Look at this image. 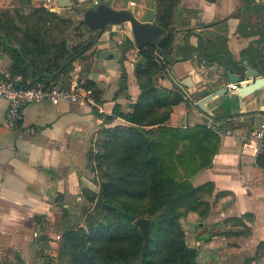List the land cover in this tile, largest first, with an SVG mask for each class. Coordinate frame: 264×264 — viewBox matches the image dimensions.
<instances>
[{"label":"crops","instance_id":"0c3cea01","mask_svg":"<svg viewBox=\"0 0 264 264\" xmlns=\"http://www.w3.org/2000/svg\"><path fill=\"white\" fill-rule=\"evenodd\" d=\"M93 2L128 9L138 22L156 25V0H90L88 5ZM83 5L0 0V25L9 34L0 33V74L22 86L83 85L101 108L97 115L91 106L74 102L33 103L22 121L11 125L0 98V264H56L61 241L56 237L83 227L98 202L101 178L93 157L104 129L123 125L113 113H130L140 95L135 67L141 57L129 23L108 24L80 56L73 54L94 35L82 25L90 35L77 37L83 31L75 10ZM163 31L171 43L167 55L158 56V63H167L153 81L172 100L164 124H213L231 131L219 136L207 128L219 144L210 165L188 180L199 189V205L180 218L185 244L198 264H264V167L258 160L264 141L248 136L263 113L264 83L253 96L243 95L253 81L232 83L225 74V67L239 72L246 60L264 75V0H178ZM9 49L22 60L14 76ZM122 73L126 88L119 91ZM231 85L236 89L230 91ZM211 94L205 107L213 115L198 106Z\"/></svg>","mask_w":264,"mask_h":264},{"label":"trees","instance_id":"16d2710c","mask_svg":"<svg viewBox=\"0 0 264 264\" xmlns=\"http://www.w3.org/2000/svg\"><path fill=\"white\" fill-rule=\"evenodd\" d=\"M156 1V25L166 30L178 0ZM46 14L56 19L55 14ZM0 33L9 37L2 25ZM170 43V35H162L157 47L139 49L141 59L135 67L139 98L130 113H113L124 124L104 129L100 151L93 157L101 177L97 203L105 209L103 219L92 225L88 215L83 227L63 234L58 247L62 264H198L195 251L185 244L180 218L198 207L199 189L188 180L210 165L219 140L206 126L164 124L172 100L155 87L153 75L167 63L165 59L164 64L158 63V56L167 55ZM91 44L77 45L73 54L80 56ZM9 52L14 76L20 73L22 60L16 50ZM125 82L122 73L119 91L126 88ZM94 113L99 115L95 109ZM258 160L264 167V155ZM139 218L150 222L144 251L143 236L134 225Z\"/></svg>","mask_w":264,"mask_h":264},{"label":"water","instance_id":"95a60500","mask_svg":"<svg viewBox=\"0 0 264 264\" xmlns=\"http://www.w3.org/2000/svg\"><path fill=\"white\" fill-rule=\"evenodd\" d=\"M90 0H58L60 7H75L81 4H86ZM81 19L78 20L79 24H83L89 31L94 32V35L89 39L88 43L97 39L105 30L108 24H122L129 23L131 26L132 39L135 47L141 49L147 45L156 46L157 40L164 34V31L157 25L146 24L138 22L132 15L130 10H115L104 3H97L81 13ZM77 20V18H75ZM19 49L18 46H16ZM72 59H69L67 65ZM242 68L236 72L232 67L226 68V79L228 82H242L244 80H252L253 83L243 87L240 93L243 95H254L255 92L262 87L264 83V75L259 67H252L246 60L242 61ZM215 94L205 97L198 103L201 110L208 113L205 103L210 101ZM246 97V96H245ZM264 113V109H263ZM213 115V113H208ZM144 240L143 251L146 249L149 241V220L139 218L134 221Z\"/></svg>","mask_w":264,"mask_h":264},{"label":"built area","instance_id":"2783aa9c","mask_svg":"<svg viewBox=\"0 0 264 264\" xmlns=\"http://www.w3.org/2000/svg\"><path fill=\"white\" fill-rule=\"evenodd\" d=\"M95 4L97 3L95 2ZM235 89L236 85H231L230 91ZM0 98L7 102L5 121L11 125H16L22 121L25 107L45 101L53 105L74 102L91 106L98 113L101 111L99 104L92 97L90 89L77 83H72L68 87L55 82L39 86H22L18 79L0 74ZM207 128L219 136L231 133L230 130L216 127L213 124L207 125ZM248 136L260 142L264 141V113L260 114L257 126L248 132ZM56 239L58 240L60 237L57 236Z\"/></svg>","mask_w":264,"mask_h":264},{"label":"rangeland","instance_id":"374dc122","mask_svg":"<svg viewBox=\"0 0 264 264\" xmlns=\"http://www.w3.org/2000/svg\"><path fill=\"white\" fill-rule=\"evenodd\" d=\"M88 3H89V2H88ZM88 3H87V4H84L83 6H81L80 8H77V10H75L76 13H77V14H76V15H77V17H76L77 20H75V21H77V23H78V20L81 19L80 16H81L82 11H84L85 9H88V8L94 6V2H93V4H90V5H88ZM79 25L82 26L83 24H79ZM81 31H83V32L77 34L78 39L80 38L79 40H83L84 36H85V37H86V36L89 37L90 32L87 31L83 26H82V28H81ZM70 32H72V31H70ZM70 35H71L72 37L75 36L73 32L70 33ZM78 39H77V40H78ZM77 42L79 43V41H77ZM82 44H84V43H82ZM98 151H100V148H99ZM98 151H97V152H98ZM100 178H101V177H100ZM90 212H92V213H90V215H91V217H92V219L90 220V222L92 223V225H94V224H96L98 221H102L103 216H104L105 209H104L103 207L99 206L98 203H96V204L94 205L93 209H92ZM60 240H61V238H60ZM56 264H62V262L58 259V253H57ZM130 264H137V263H136L135 261H133V262H131Z\"/></svg>","mask_w":264,"mask_h":264}]
</instances>
